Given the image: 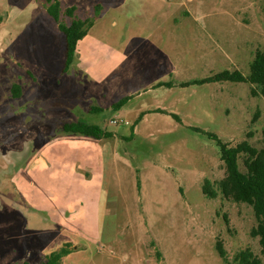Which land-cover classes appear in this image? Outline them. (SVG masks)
<instances>
[{"label": "rangeland", "instance_id": "1", "mask_svg": "<svg viewBox=\"0 0 264 264\" xmlns=\"http://www.w3.org/2000/svg\"><path fill=\"white\" fill-rule=\"evenodd\" d=\"M67 1L104 13L63 73L34 31L56 24L45 0H0V264H33L65 238L77 250L64 264H225L218 242L231 262L246 249L264 261L253 207L203 193L227 175L206 133L264 149V97L248 83L155 87L249 75L264 51V0H129L124 13L121 0ZM24 32L32 61L10 48ZM78 121L114 137L63 138Z\"/></svg>", "mask_w": 264, "mask_h": 264}, {"label": "trees", "instance_id": "2", "mask_svg": "<svg viewBox=\"0 0 264 264\" xmlns=\"http://www.w3.org/2000/svg\"><path fill=\"white\" fill-rule=\"evenodd\" d=\"M44 6L46 12L58 25L60 32L66 37V61L63 73H67L76 63L79 42L94 27L102 14L103 8L100 5H96L89 13L77 6L66 5L63 0H45ZM224 82L248 83L252 85V96L264 97V51H257L251 63L249 75H244L239 70H225L207 78L193 79L179 84L174 81L160 82L155 87L188 88L190 86H203ZM13 92L15 97L19 98L21 96V87L17 84L14 85ZM130 99L131 97L123 98L117 104L113 105L114 109L120 110ZM155 112L169 114L161 110ZM144 115L139 118V122L136 125L142 121ZM170 115L180 121L178 115ZM194 130L204 132L199 128H195ZM62 131L63 134L81 135L96 140L114 137V134L102 130L100 127L81 121L65 123L62 126ZM206 134L218 143L221 149V159L226 166L227 175L215 184L206 179L203 184V193L209 199H216L219 195H222L227 199L238 203H246L253 207L258 220V226L253 229L252 236L260 238V245L264 255V149L255 148L249 141H244L234 147L225 143L216 134ZM241 155H245V172L240 169L239 159ZM76 250L77 247H74L72 243H66L58 250L50 253L39 264H63V259ZM217 250L225 264H264V261L255 255L251 249L240 251L236 254L232 262L228 259L227 252L222 243H217Z\"/></svg>", "mask_w": 264, "mask_h": 264}, {"label": "crops", "instance_id": "3", "mask_svg": "<svg viewBox=\"0 0 264 264\" xmlns=\"http://www.w3.org/2000/svg\"><path fill=\"white\" fill-rule=\"evenodd\" d=\"M67 2L68 5L70 6H77L79 8H81L83 11L85 12H89L90 13V9L88 10L87 9V6H82L81 4L79 3H75V2H69L67 0H64ZM131 3H129V0H121L119 2V4L117 5V7L115 8L117 11H120V12H123L125 11L126 9L129 8V5ZM104 13V10L102 11V14ZM124 13V12H123ZM101 14V16H102ZM100 16V17H101ZM100 19V18H99ZM98 19V21H99ZM96 22L99 23V22ZM116 24V22H114ZM95 24V25H96ZM94 25V26H95ZM93 29V28H92ZM92 29L90 30L89 34H91V31ZM29 31V30H28ZM34 31L39 33L41 32V34H45L48 38V42H47V47L49 48L48 51H54L56 52L57 54V51H59L60 55L62 56V61H61V57L60 59H56V63H57V66L58 67H61L63 65V63L66 61V47H67V43H66V37L65 35L60 32L59 28H58V25L55 24V25H49L48 22L46 24H42L41 26V23H39L38 25H36L34 27ZM28 33L24 32L21 36V38H18L14 41V43L12 42L10 48L11 50L15 53V55L17 57H19V59L21 61H32V57L30 56V54H35V52L31 49L30 51H28V48L26 47V44H28V40L26 39L25 40V36L27 35ZM88 34V35H89ZM87 35V36H88ZM86 36V37H87ZM86 37L79 42L78 44V52L80 53L81 51V48H82V45H83V42L85 41ZM19 54V55H17ZM65 55V57H64ZM80 56V55H79ZM61 61V62H60ZM65 65V63H64ZM63 71V70H62ZM64 137L63 138H70V137H75V136H72V135H63ZM100 141V140H98ZM67 142V141H66ZM69 143V142H68ZM61 144L60 142L56 143V144H53V145H59ZM37 156H34L32 158H30L26 164V167H29L31 166L30 164L33 163L35 160H36ZM40 158V157H39ZM38 158V160H39ZM72 169L77 172L76 170V163L74 162L73 165H72ZM64 242L58 244L57 248H60L62 247L64 244L66 243H73V240H71V238H65V240H63ZM74 245V244H73ZM74 247H77L74 245ZM57 248H50L48 250H45L39 257L36 258V260L34 261L33 264H39L40 262L44 261L46 259V257L53 252L54 249H57ZM68 257V256H67ZM66 257V258H67ZM64 258L63 259V264H64V260L66 259Z\"/></svg>", "mask_w": 264, "mask_h": 264}]
</instances>
